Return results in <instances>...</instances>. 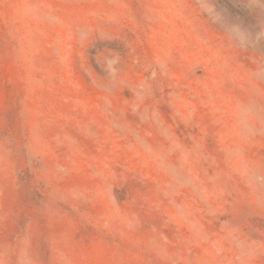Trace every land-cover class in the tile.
<instances>
[{
  "label": "rangeland",
  "instance_id": "374dc122",
  "mask_svg": "<svg viewBox=\"0 0 264 264\" xmlns=\"http://www.w3.org/2000/svg\"><path fill=\"white\" fill-rule=\"evenodd\" d=\"M0 264H264V0H0Z\"/></svg>",
  "mask_w": 264,
  "mask_h": 264
}]
</instances>
